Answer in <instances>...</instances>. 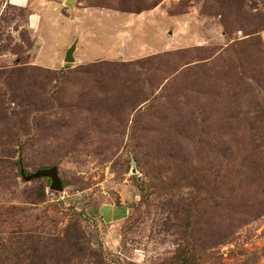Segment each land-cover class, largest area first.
Here are the masks:
<instances>
[{
	"label": "rangeland",
	"instance_id": "obj_1",
	"mask_svg": "<svg viewBox=\"0 0 264 264\" xmlns=\"http://www.w3.org/2000/svg\"><path fill=\"white\" fill-rule=\"evenodd\" d=\"M0 264H264V0H0Z\"/></svg>",
	"mask_w": 264,
	"mask_h": 264
},
{
	"label": "water",
	"instance_id": "obj_2",
	"mask_svg": "<svg viewBox=\"0 0 264 264\" xmlns=\"http://www.w3.org/2000/svg\"><path fill=\"white\" fill-rule=\"evenodd\" d=\"M70 3L74 0H68ZM76 48L75 44H72L65 53V61L66 62H73L75 60L73 52ZM22 175L25 177L26 180H31L34 178H40V177H49L51 179L50 188L55 191H59L62 189L63 184L62 180L59 177L58 169L57 167H52L49 169H39L33 173L25 174L24 171H22Z\"/></svg>",
	"mask_w": 264,
	"mask_h": 264
},
{
	"label": "crops",
	"instance_id": "obj_3",
	"mask_svg": "<svg viewBox=\"0 0 264 264\" xmlns=\"http://www.w3.org/2000/svg\"><path fill=\"white\" fill-rule=\"evenodd\" d=\"M116 206H125V205H123V204H119V205H116ZM113 207H115V206H113ZM102 215V214H101Z\"/></svg>",
	"mask_w": 264,
	"mask_h": 264
}]
</instances>
